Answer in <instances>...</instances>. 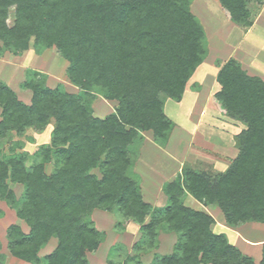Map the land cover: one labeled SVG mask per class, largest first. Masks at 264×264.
I'll use <instances>...</instances> for the list:
<instances>
[{
  "label": "trees",
  "instance_id": "obj_1",
  "mask_svg": "<svg viewBox=\"0 0 264 264\" xmlns=\"http://www.w3.org/2000/svg\"><path fill=\"white\" fill-rule=\"evenodd\" d=\"M219 1L233 22L253 25L258 0ZM192 3L0 0V52L19 55L31 41L39 53L54 48L68 61L67 77L79 88L50 87L46 73L28 69L21 87L32 95L25 102L0 80V140L53 123L51 142L35 149L29 164L28 155L14 148L0 156V199L27 227L12 223L7 228L11 255L34 264H90L88 253L106 236L91 218L98 208L140 226L135 254L115 257L112 247L108 264H264V244L256 262L225 233L213 231L211 214L183 201L190 194L205 206H218L232 228L264 225V79L250 75L238 59L231 57L221 67L214 95L225 114L245 126L236 136L238 153L228 168L212 174L185 165L164 184L163 207L144 200L134 171L145 131H152L160 146L167 143L174 123L165 113V100H181L207 56V35ZM98 97L116 101L114 111L97 116ZM49 163L53 169L48 173ZM15 184L24 187L19 198ZM161 231L176 234L173 251L140 262L143 252L158 246ZM53 237L56 246L41 257Z\"/></svg>",
  "mask_w": 264,
  "mask_h": 264
},
{
  "label": "crops",
  "instance_id": "obj_2",
  "mask_svg": "<svg viewBox=\"0 0 264 264\" xmlns=\"http://www.w3.org/2000/svg\"><path fill=\"white\" fill-rule=\"evenodd\" d=\"M213 1L218 11L221 13V15H223L225 21L228 23L227 25L229 27L227 30L225 29L224 31H219L216 27L213 26L214 22H211L213 20L209 19L207 15L203 13V11H201L200 9H197L196 11L195 1H193L190 7L192 12L200 19L201 23L203 24L206 35L211 38V40L212 36H215V38L220 37V41H222L219 47H214V45L213 47L211 46L210 55L207 56L204 61L197 67L196 71L187 82L181 100H175L179 105L182 103L190 105L188 109V111L190 112L188 118H191L192 125L190 127L192 128V130L186 131L181 127L179 122H175V120L168 115L166 107L168 100H170L171 98H167L165 100L164 110L167 116L174 123V127L171 131L167 143L163 146H160L154 141L152 131H145L143 133L144 138L137 148L134 171L139 175L140 187L144 200L151 203L154 207H163L167 204V196L164 193L163 186L165 183L174 180L181 173L185 165L188 164L196 168L197 164L199 165V163L205 164L206 162L208 163L211 161L213 164L210 163L211 165L209 166L207 164V167L210 168L214 165L215 167L213 166V168H215L216 171L220 172L226 170L237 155V153L235 154V152L232 156L229 154V148H231L232 150V146L227 143L226 137L231 133L232 130L234 131V129L236 128L237 130H239L237 132L234 131V134H239L241 132V127H236L235 121H226L225 119L221 118L222 116H225L224 118L227 119V115L214 97L215 92L220 89V85L217 82V75L221 67L228 61V59L233 57L241 62L242 67L250 75L260 76L264 79L263 76L255 73L254 70L246 68L247 66L249 67V63L246 61H249V59H251V57L253 56L255 57L256 54L251 55L249 50L241 47V45L239 44L240 41L235 43V45H233V43H230L231 40L233 41L231 37H233L234 32L241 30L244 32V35H247L254 30L256 24L264 16V0H258L259 2L257 1L255 7H259V12L254 20L253 25L248 28L240 26L233 22L231 20L229 12L225 7L222 6L219 0ZM241 28H243V30ZM210 32L212 34H210ZM28 68H30V66H28ZM187 96H189L188 100H186ZM228 118L230 117L228 116ZM203 124H206V127L208 126V128L210 129L213 127L216 129L222 127L223 130H221L220 132L221 136L218 138L210 139L209 137H207L206 132L201 130ZM234 134L232 133V138ZM203 155H205L206 157L203 158ZM183 201L186 205L196 210L206 211L207 213L211 214L215 219V224L213 225L214 232L225 233L229 238V241L240 248L242 252H244L246 255L252 256L256 262L261 261L263 257L264 228H255L253 222L245 223L237 226L236 228H232L226 224L223 212L219 207L218 208L222 212V219L215 218V213H217L218 211L216 212V210L208 208L212 205L205 206L190 194H187L184 197ZM112 216L113 215H111L110 218L111 220H109L107 217L99 215V228L95 225L100 231H104L106 233L105 239L106 237L107 239L110 237L109 231H111V228L108 229V233L106 232V230H102V219H104L103 217H105L107 218V221L109 220V222H111L113 221ZM125 220L134 222L132 219ZM134 224H136L138 228L140 227L138 223L134 222ZM121 228L123 229L122 231H124V225ZM255 232L261 233V236H254ZM162 233L164 235L173 236L175 238L172 237L170 245L165 248L164 246H162L163 243L158 240V246L155 248L154 252L161 255L171 253L177 239L175 233H166L164 231H161L159 233L158 239L161 238ZM118 243L121 244L123 248L124 241L116 240L115 242H112L111 245H109L108 250L106 251V253H104V255L100 254V258L102 257L103 260L101 262L102 264H108V256L110 250L113 245H116ZM102 245L103 243L101 242L99 248ZM132 247L133 245L130 247L131 249L129 251V247H124L126 248V251H123L122 248L119 247L121 254H123L122 252L126 254L122 259H124L128 255L135 254ZM100 249H102V247ZM91 253L92 252L88 253L87 257L89 262V258L92 256ZM143 254L144 252L141 254L142 259Z\"/></svg>",
  "mask_w": 264,
  "mask_h": 264
},
{
  "label": "rangeland",
  "instance_id": "obj_3",
  "mask_svg": "<svg viewBox=\"0 0 264 264\" xmlns=\"http://www.w3.org/2000/svg\"><path fill=\"white\" fill-rule=\"evenodd\" d=\"M196 3L195 10L200 9L207 15V17L214 22V27H216L219 31H224L225 29H228V23L225 21L223 15L218 11L215 3L213 0H193ZM10 22L12 23L13 18L11 17ZM243 30V28H241ZM210 34H212L210 32ZM209 34V35H210ZM230 34V33H229ZM214 35V34H213ZM217 35V34H215ZM233 41L231 40L230 43H235L240 41L241 47H243L246 50L250 51L251 55H255V57H251L249 61H246L249 63V67L247 66L246 68L254 70L255 73H258L259 75L264 77V16L263 18L256 24L255 28L253 31H251L249 34L244 35V32L239 30L234 32L233 37H231ZM207 49L208 53L207 56L210 55L211 51V46L214 47H219V45L222 43L219 38H215V36H212L209 38L207 36ZM1 45V42H0ZM253 53V54H252ZM206 56V57H207ZM246 60V59H245ZM68 65V61L64 59L56 49L54 48H47L43 49L40 53L36 51V49L33 46V41H31V47L28 51L23 52L21 55H13L12 52L8 50H4L0 52V80L6 82L9 84L12 88L16 90V94L24 100L25 102L30 101L31 97V92L29 90L23 89L21 87L22 81L26 78L27 71L28 69H37V70H42V72L46 73L48 78H47V84L50 87H56L59 84L62 85L67 91L69 92H79V88L75 85H73L66 74V67ZM30 66V68H28ZM189 96H187L186 100H188ZM185 100V101H186ZM94 107H95V114L100 117H104L106 114L110 113L113 111L115 108V105L117 104L116 101H109L104 99L103 97H98L95 102H94ZM172 105V106H171ZM170 106V107H169ZM190 105L186 103L182 104H177V102L173 99L168 100L167 103V113L168 115L175 120V122H179L182 128H184L186 131L192 130L190 127L192 125L191 123V118L189 117V109ZM224 115V114H223ZM225 116H222V119H225L226 121H235V126L236 127H241V130L245 128L244 124L241 123L240 121L232 118L227 119L224 118ZM231 119V120H230ZM216 121V120H215ZM52 129H53V123H50L44 130L42 131H37L33 128H29L24 135H16L13 133L8 139L5 140H0V156L2 154H9L12 149L16 153H26L28 155V164L31 162L29 156L32 154V152L37 149L40 145L43 146V144H49L51 142V137H52ZM202 131L206 132L207 137L210 139L212 138H218L221 135V130L222 127L219 129L216 128H208L206 127V124L202 125L201 128ZM212 130H218V131H212ZM239 130V129H238ZM237 128L234 129V131H238ZM233 131V130H232ZM226 137L227 143L232 146L229 148V154L232 156L234 155L233 153L235 152L238 153V144L237 143V135L234 134L235 132L233 131ZM182 133V132H181ZM232 133L233 138H232ZM205 158L206 156L203 155ZM203 162V161H202ZM213 164L211 161L206 162L205 164L199 163L197 164L196 168L206 171L208 173L215 174L216 171L215 168L212 167H207ZM215 167V166H214ZM53 169V165L51 163L47 164L46 170L47 172H51ZM14 190L16 192L17 197H21L24 187L21 184H15L14 185ZM192 198V197H191ZM193 199V198H192ZM209 209H214L216 210L217 213H215V218L222 219V212L216 205H212L208 207ZM99 215H103L107 217L109 220H111V215H113V221L109 222L107 221V218L103 217L102 219V230L108 231V229L111 228V231H109V238L104 239L103 245L101 246L102 249H97L93 251L91 254L92 256L89 258L91 264H102L101 262L102 257L100 258V254L106 253L108 250L109 245H111L112 242H115L116 240L118 241H124V245L122 248L121 244H116L113 245L112 247L116 249L115 251L113 250V255L115 257H118V254L120 253L119 247L122 248L123 251H126V248L124 247H129L128 251L131 249L130 247L139 240L140 238V231L138 226L134 224V222L125 220V218H120L119 216L116 217L113 213L103 211L101 209H94L91 215L92 220L94 221V224L98 227V217ZM106 219V220H105ZM121 221V225L118 224L116 225L117 221ZM125 220V221H124ZM11 223H18L23 226L24 229L27 230L26 224L24 223L23 220L19 219L16 216L15 210L9 207L4 200L0 199V257L2 258L4 256V261L5 264H34L31 262H26L22 259H17V257H14L13 255L10 254L7 246V237H6V230L7 227ZM136 223V222H135ZM124 225V231L121 228V226ZM255 228H264V225L261 223H254L253 224ZM134 226V227H133ZM99 228V227H98ZM165 232V231H164ZM108 233V232H107ZM167 233V232H166ZM254 236H261V233L255 232ZM173 236L169 235H164L163 233L161 234V238L158 239L161 241L163 244L162 246L168 247L170 245V241H172ZM175 238V237H173ZM160 242V243H161ZM57 239L56 238H51L49 243L41 249L40 251V256L43 257L44 255L48 254L51 252L54 247L56 246ZM118 248V250H117ZM155 249H152L150 251L144 252L142 255L143 259L140 256V262L142 263H149L155 254L154 252ZM112 251L110 250V253ZM154 252V253H153ZM109 253V256H110ZM135 264V263H131Z\"/></svg>",
  "mask_w": 264,
  "mask_h": 264
}]
</instances>
